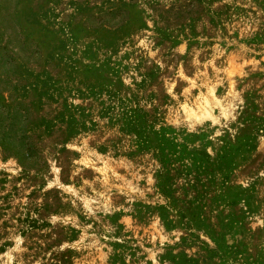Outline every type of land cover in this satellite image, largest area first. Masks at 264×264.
I'll return each mask as SVG.
<instances>
[{"label": "rangeland", "instance_id": "1", "mask_svg": "<svg viewBox=\"0 0 264 264\" xmlns=\"http://www.w3.org/2000/svg\"><path fill=\"white\" fill-rule=\"evenodd\" d=\"M0 264H264V0H0Z\"/></svg>", "mask_w": 264, "mask_h": 264}]
</instances>
